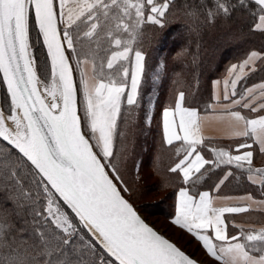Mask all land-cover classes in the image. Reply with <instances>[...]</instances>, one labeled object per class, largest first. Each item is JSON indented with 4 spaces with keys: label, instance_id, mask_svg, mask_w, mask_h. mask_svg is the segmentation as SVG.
<instances>
[{
    "label": "snow or ice",
    "instance_id": "snow-or-ice-1",
    "mask_svg": "<svg viewBox=\"0 0 264 264\" xmlns=\"http://www.w3.org/2000/svg\"><path fill=\"white\" fill-rule=\"evenodd\" d=\"M251 2L260 9L255 28L264 31V0ZM174 3L0 0V73L10 100L7 118L0 108V188L13 190L17 206H27L30 217L16 224L0 216V264H196L141 219L122 195L130 189L111 159L122 101L127 93V104L136 103L144 72L145 56L136 47L143 25L162 24ZM216 6L227 14L224 0H216ZM33 32L46 49L40 56ZM261 59L264 56L252 51L230 67L223 81L224 100L238 97L233 105L264 110V83L237 91ZM86 64L91 65V76ZM215 83L219 101L220 82ZM184 101L180 92L175 106L162 113L165 143L180 142L178 162L169 171L179 172L185 184L195 187L211 170L206 165H231L246 169L249 179L255 182L258 177L264 187V169L252 167L253 152L240 153L252 147L247 142L237 146L239 154L209 148L214 158H205L201 117ZM228 116L232 134L251 136L264 152V114L249 118L230 111ZM250 210L248 204L217 206L209 191L181 188L172 223L195 237L219 264H264V228L240 229L233 235L227 231L226 214Z\"/></svg>",
    "mask_w": 264,
    "mask_h": 264
},
{
    "label": "trees",
    "instance_id": "trees-1",
    "mask_svg": "<svg viewBox=\"0 0 264 264\" xmlns=\"http://www.w3.org/2000/svg\"><path fill=\"white\" fill-rule=\"evenodd\" d=\"M224 2L229 5L227 14L223 9L217 8L216 0H175L162 24L143 25V35L136 47L145 56L144 72L136 103L132 106L127 104V93L122 101L111 158L117 164L124 184L130 189L122 194L145 219L161 217L174 230L179 231L181 237L187 236L188 242L195 245L193 252L187 251L193 257L197 253L207 256V253L195 237L172 223L176 215L177 194L181 188L192 193L210 191L220 196L249 194L253 198L264 199V187L261 183L251 182L246 169L231 165H206L205 168L211 170L206 172L195 187L191 183L185 184L179 172L169 171L178 162L175 150L180 142H174L171 146L165 143L163 110L174 107L178 94L184 92L185 107L196 109L200 114L210 113L213 82L225 78L230 67L242 62L250 52L256 51L264 56V31L255 28L259 21V7L251 0L245 4L239 3V0ZM190 11H194V15H189ZM32 39L37 44V56L46 52L42 38L36 40L35 32L32 33ZM133 57L128 63L130 70ZM71 63L76 78L75 58ZM0 81L2 107L9 113L10 100L1 74ZM263 81L264 59H261L256 62V71L246 76L238 85L237 91L241 92L244 88ZM130 82L129 76V90ZM80 107L82 113L81 103ZM240 112L247 117L264 113L263 110L254 113L246 109H240ZM244 142L252 145L251 148H242L240 151L253 152V169H264V152L260 151L251 136L239 139L207 138L201 151L209 160L214 158L209 148L225 149L235 155L238 154L237 146ZM228 172L231 175L217 190V185ZM145 173H149V176L146 177ZM155 192L160 195L155 199V204L149 205L146 196ZM15 195L11 189L0 188V216L19 224L23 219H30L27 216L29 209L27 206L18 207L19 201L14 199ZM145 206L149 208L144 209ZM246 219L264 224V212H248ZM151 224L158 229L155 224ZM228 229L231 234L229 225ZM180 247L185 250L183 246ZM213 260L215 264H219Z\"/></svg>",
    "mask_w": 264,
    "mask_h": 264
},
{
    "label": "crops",
    "instance_id": "crops-1",
    "mask_svg": "<svg viewBox=\"0 0 264 264\" xmlns=\"http://www.w3.org/2000/svg\"><path fill=\"white\" fill-rule=\"evenodd\" d=\"M258 23H259V21H258ZM225 78L215 80L213 82V103L211 105L212 111L210 113H206V114L198 113L199 116L201 117V120H202V134L205 137V139H207V138L208 139L209 138H212V139H239V138H244V137H236L232 134L233 133V123L230 120L228 113L230 111H240V109H245V108H241L239 106L232 104V100L238 99V97H231L229 100L223 99V81ZM217 81L220 82V87H219L220 100L219 101H217L215 99L217 91H218L216 83H215ZM261 83H264V81L257 83V84H254V85H259ZM254 85H252V86H254ZM252 86H250V87H252ZM259 102L260 101H257V103H259ZM194 110H196V109H194ZM246 110H249V109H246ZM256 117H258V116H256ZM256 117H249V118H256ZM257 146L260 149L258 144H257ZM245 151H250V150H241L240 153H243ZM251 182H253V180H251ZM253 183H255V184L260 183L259 178L258 177L255 178V182H253ZM220 185L221 184H219V186ZM210 194L214 198H216V205L217 206L248 204L251 206V210L248 212H251V211H253V212H264V204L260 203L261 201H264V199H256V198H253L249 194L231 195V196H220V195H216V194L211 193V192H210ZM249 196L252 197V200L241 199V198L249 197ZM223 197H229L230 199H221ZM253 200L256 201V203H253L252 202ZM177 202H178V194H177ZM177 202H176V205H177ZM248 212L241 213V214H226L225 219H226L227 225H229L231 227V232H232L230 234L229 229L227 228L229 235L236 234L240 229L259 230L261 228H264V224H257L256 222L252 221L251 219H246V214ZM233 222L235 223V226H233ZM207 257L210 260H213V258L209 257L208 255H207Z\"/></svg>",
    "mask_w": 264,
    "mask_h": 264
},
{
    "label": "rangeland",
    "instance_id": "rangeland-1",
    "mask_svg": "<svg viewBox=\"0 0 264 264\" xmlns=\"http://www.w3.org/2000/svg\"><path fill=\"white\" fill-rule=\"evenodd\" d=\"M134 59V57H133ZM134 63V61H133ZM86 73L88 74V76H91V65L90 64H86V65H83ZM76 80H77V83H78V89L80 87V74L79 72L77 71V74H76ZM92 81H90L91 83ZM80 95V102H81V106L82 105V96L81 94L79 93ZM0 108L3 109L2 107V101H1V81H0ZM10 113H6L4 111V115H5V118L8 117ZM9 123L11 124V122L9 121ZM94 143V142H93ZM98 151V150H97ZM145 176L148 177L149 176V173H145ZM160 195L159 192H155L153 194H150L148 196H146V200L149 201V205L151 204H155V199L158 198V196ZM148 206V205H147ZM143 207L144 209L146 208H149V207ZM150 223H153L155 224V226L161 231L163 232L164 234H166L170 239H172L174 242H178L181 246H183L185 248L186 251L188 252H193L194 250V247L195 245L188 242L189 238L187 236H183L181 237L180 235V232L177 231V230H174L166 220H164L163 218L161 217H151L149 219H147ZM180 234V235H179ZM177 243V244H178ZM179 245V246H180ZM195 258L198 259L199 261H202L204 264H215L213 260H210L206 255H203L202 253H197L195 255Z\"/></svg>",
    "mask_w": 264,
    "mask_h": 264
},
{
    "label": "water",
    "instance_id": "water-1",
    "mask_svg": "<svg viewBox=\"0 0 264 264\" xmlns=\"http://www.w3.org/2000/svg\"><path fill=\"white\" fill-rule=\"evenodd\" d=\"M1 74V78H2V81H3V75H2V73H0ZM73 78H74V82H75V84H76V79H75V74H74V71H73ZM3 84H4V82H3ZM5 85V84H4ZM76 86H77V84H76ZM5 88H6V90H7V86L5 85ZM78 102H79V95H78ZM8 126L9 127H11L12 125L8 122ZM123 195V194H122ZM125 197V196H124ZM125 199H127L126 197H125ZM128 200V199H127ZM129 201V200H128ZM130 202V201H129ZM133 206V205H132ZM133 208H134V210L137 212V214L141 217V219L149 226V227H151V228H153V230L154 231H156L159 235H161V236H163V237H165L166 239H168L170 242H172L173 244H175L177 247H179L182 251H184L185 252V254H187L191 259H193L195 262H196V264H204L202 261H199L198 259H196L195 257H193L192 255H190L186 250H184V249H182L176 242H174L172 239H170L166 234H164L163 232H161L160 230H158V229H156L147 219H145V217L142 215V214H140L139 212H138V210L133 206Z\"/></svg>",
    "mask_w": 264,
    "mask_h": 264
}]
</instances>
